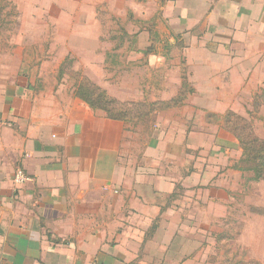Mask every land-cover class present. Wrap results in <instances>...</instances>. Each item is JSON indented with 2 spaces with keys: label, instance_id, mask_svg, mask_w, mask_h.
Returning a JSON list of instances; mask_svg holds the SVG:
<instances>
[{
  "label": "rangeland",
  "instance_id": "374dc122",
  "mask_svg": "<svg viewBox=\"0 0 264 264\" xmlns=\"http://www.w3.org/2000/svg\"><path fill=\"white\" fill-rule=\"evenodd\" d=\"M199 33H180V0H0V91L62 105H88L80 87L104 91L128 127L123 160L170 178L160 216L180 225L166 234L180 264H264V179L241 171L239 143L264 139V89L243 111L196 102Z\"/></svg>",
  "mask_w": 264,
  "mask_h": 264
},
{
  "label": "crops",
  "instance_id": "0c3cea01",
  "mask_svg": "<svg viewBox=\"0 0 264 264\" xmlns=\"http://www.w3.org/2000/svg\"><path fill=\"white\" fill-rule=\"evenodd\" d=\"M196 29L194 100L243 111L264 89V0H180V33ZM128 136L86 104L1 90L0 264H180V238L166 235L180 225L160 216L170 178L123 160Z\"/></svg>",
  "mask_w": 264,
  "mask_h": 264
},
{
  "label": "trees",
  "instance_id": "16d2710c",
  "mask_svg": "<svg viewBox=\"0 0 264 264\" xmlns=\"http://www.w3.org/2000/svg\"><path fill=\"white\" fill-rule=\"evenodd\" d=\"M148 51L151 52L152 49H149ZM74 94L75 98L87 103L94 111L101 110L106 113V116L109 119L120 121L117 116L113 115V112L110 108V106L113 104V101L108 98L104 91L98 88H94L90 91L80 87L75 91ZM239 143L243 150L240 160L242 165L240 168L241 171L252 173L253 177L251 180L253 181H260L264 179V139L260 140L259 138L255 137L251 138L250 140H246V142L241 140Z\"/></svg>",
  "mask_w": 264,
  "mask_h": 264
},
{
  "label": "built area",
  "instance_id": "2783aa9c",
  "mask_svg": "<svg viewBox=\"0 0 264 264\" xmlns=\"http://www.w3.org/2000/svg\"><path fill=\"white\" fill-rule=\"evenodd\" d=\"M29 181L30 178L23 169L19 168L16 170L14 176V184L16 185V187H22Z\"/></svg>",
  "mask_w": 264,
  "mask_h": 264
}]
</instances>
